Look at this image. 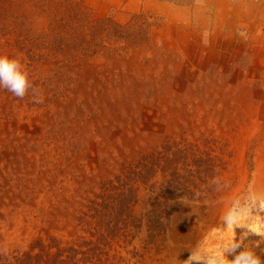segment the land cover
<instances>
[{"label": "rangeland", "instance_id": "obj_1", "mask_svg": "<svg viewBox=\"0 0 264 264\" xmlns=\"http://www.w3.org/2000/svg\"><path fill=\"white\" fill-rule=\"evenodd\" d=\"M147 1L0 0V54L19 57L32 85L23 98L0 89V162L7 161L13 183L20 176L18 195L31 197L40 184L47 202L42 233L31 248L16 251L12 260L0 258V264H77L73 238L59 236L61 220L89 231L92 240L81 244L90 247L80 253L83 264L91 254L105 255L103 247L120 237L135 240L145 230L144 250L162 264H186L191 251L206 245L205 231H213L220 212L202 203L213 192L217 200L221 164L210 141L202 147V119L191 98L197 89L188 85L184 101L167 99V109L188 108L186 116L172 109L175 128L147 134L136 127L137 102L127 106L114 97L129 65L153 58L145 57L153 48L154 25ZM248 190L230 210L260 202ZM192 220L203 222V235L202 226H190Z\"/></svg>", "mask_w": 264, "mask_h": 264}, {"label": "bare ground", "instance_id": "obj_2", "mask_svg": "<svg viewBox=\"0 0 264 264\" xmlns=\"http://www.w3.org/2000/svg\"><path fill=\"white\" fill-rule=\"evenodd\" d=\"M163 1L146 3V11L154 18L149 21L154 25L153 48L145 57H153L152 60L129 65V72L122 74L121 84L114 89V97L127 106L137 102L140 121L136 127L147 134L156 132L158 127L177 124L169 119L175 108L165 107L167 99L183 100L188 85L197 89L191 98L202 119V147L210 141L221 164L216 168L215 181L220 183L217 200V192H213L202 203L209 211L220 212L214 222L216 229L224 226L222 217L246 189L254 199L264 201V0ZM160 55L164 56L162 61H158ZM144 97H149L146 104ZM187 109L184 105L173 113L186 116ZM138 115L133 114L134 124ZM33 162H39L38 155ZM0 163V258L5 261L12 260L18 250H29L42 233L47 202L40 184L31 197L27 193L18 195L15 187L21 184L20 176L17 175L19 183H13L7 161ZM156 177L160 182L161 177ZM138 195H146L144 188ZM80 198H76L77 205ZM139 206H135L136 212ZM65 223H58L59 236L63 240L73 238L77 264H83L84 256L80 253H88L90 247L82 249L81 244L92 240L89 231L78 222L74 226L68 223V227ZM190 226L198 231L202 226L203 235V222L201 225L192 220ZM145 231L135 240L134 236L120 237L111 246L103 247L105 255L98 252L97 256H87L86 264H98V260L105 262L107 258L108 264H162L153 252L144 250ZM209 231H205L203 239L205 246L211 248L218 242L219 233ZM135 251L141 253L139 257H135ZM173 261L179 264V259Z\"/></svg>", "mask_w": 264, "mask_h": 264}, {"label": "clouds", "instance_id": "obj_3", "mask_svg": "<svg viewBox=\"0 0 264 264\" xmlns=\"http://www.w3.org/2000/svg\"><path fill=\"white\" fill-rule=\"evenodd\" d=\"M31 87L21 59L0 54V89L23 98ZM33 100L40 102L37 96ZM261 213H264V201L250 205L246 210H229L222 217L224 226L213 229L219 233L218 242L211 248L199 246L191 251L186 264H264V258L257 252L264 245V215ZM247 217H252L253 222H249ZM237 229H240L239 233ZM251 236L258 239H250Z\"/></svg>", "mask_w": 264, "mask_h": 264}]
</instances>
